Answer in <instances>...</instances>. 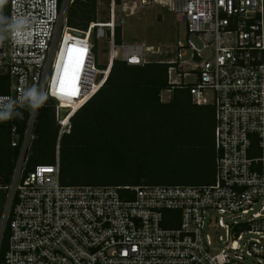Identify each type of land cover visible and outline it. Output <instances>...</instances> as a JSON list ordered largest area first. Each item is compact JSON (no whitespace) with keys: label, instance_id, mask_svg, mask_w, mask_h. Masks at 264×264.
Segmentation results:
<instances>
[{"label":"built area","instance_id":"2783aa9c","mask_svg":"<svg viewBox=\"0 0 264 264\" xmlns=\"http://www.w3.org/2000/svg\"><path fill=\"white\" fill-rule=\"evenodd\" d=\"M158 4L185 23L168 62L171 89H186L197 106L215 110V180L206 185H63L60 143L75 113L104 85L114 60L151 61L154 46L117 43L115 8L107 23L84 30V46L98 69L84 92L81 67L61 91L58 79L75 0H8L0 16L26 17V42H0V75L9 89L0 99L21 106L33 86L56 104L55 160L27 169L39 109L30 108L25 132L13 128L19 157L6 191L0 248L5 264H264V0H131ZM109 42L110 63L97 65V41ZM70 58V57H68ZM77 64L82 62L76 60ZM74 73V72H73ZM193 78L192 82L187 79ZM69 95L71 109L63 94ZM67 96V94H64ZM43 106V105H42ZM14 119V118H13Z\"/></svg>","mask_w":264,"mask_h":264},{"label":"trees","instance_id":"16d2710c","mask_svg":"<svg viewBox=\"0 0 264 264\" xmlns=\"http://www.w3.org/2000/svg\"><path fill=\"white\" fill-rule=\"evenodd\" d=\"M97 11L98 0H75L68 9L70 27L65 34L58 79L64 91L77 79L74 68L81 67L77 80L84 84V92L98 73L82 42L90 35L84 30L97 20ZM115 33L117 43H122L121 25ZM97 66L107 69V66ZM168 67L169 64L157 61L129 65L114 60L104 85L75 113L71 132L61 139L63 185H206L214 182V107L193 104L189 91L181 88H175L170 100L164 101L162 93L171 89ZM8 89L9 78L0 75V93ZM70 99L63 94L66 108L62 112L71 109L67 103ZM17 111L22 113V118L0 121L1 187L10 184L19 157V150L11 144L13 128L17 126L22 136L30 115L29 107ZM56 120V104L47 98L35 123L28 170L54 162L59 134ZM8 239L9 232L0 248V264H5Z\"/></svg>","mask_w":264,"mask_h":264},{"label":"rangeland","instance_id":"374dc122","mask_svg":"<svg viewBox=\"0 0 264 264\" xmlns=\"http://www.w3.org/2000/svg\"><path fill=\"white\" fill-rule=\"evenodd\" d=\"M127 9H122L123 5L118 3L115 8L117 15L116 23L122 26V37L124 42H138L146 46H154L156 53H150V62H168L174 58L175 46L179 38H183L186 34L185 23L179 21L178 16L171 12L168 8L158 4L150 6L138 5L131 0H124ZM98 21L107 23L110 19V0H98ZM109 42L107 39L97 41L96 56L99 65L108 66L110 63ZM194 79H187L192 82ZM171 93L165 91L162 93V99L168 101ZM6 191L0 187V225L5 210V202L3 199Z\"/></svg>","mask_w":264,"mask_h":264},{"label":"clouds","instance_id":"9594fccd","mask_svg":"<svg viewBox=\"0 0 264 264\" xmlns=\"http://www.w3.org/2000/svg\"><path fill=\"white\" fill-rule=\"evenodd\" d=\"M8 2V0H0V9ZM28 20L26 17H14L11 21L0 16V42L8 38V35L17 42L23 43L27 39ZM47 94L33 86L24 90L20 97L21 106L27 105L29 108L39 109L47 100ZM16 101L0 99V121H7L13 118H22V113L15 111Z\"/></svg>","mask_w":264,"mask_h":264},{"label":"snow or ice","instance_id":"6c2138e0","mask_svg":"<svg viewBox=\"0 0 264 264\" xmlns=\"http://www.w3.org/2000/svg\"><path fill=\"white\" fill-rule=\"evenodd\" d=\"M60 90L63 91V88H61ZM64 94H67V95H76L77 94V90L75 88H73L71 91L66 92Z\"/></svg>","mask_w":264,"mask_h":264},{"label":"crops","instance_id":"0c3cea01","mask_svg":"<svg viewBox=\"0 0 264 264\" xmlns=\"http://www.w3.org/2000/svg\"><path fill=\"white\" fill-rule=\"evenodd\" d=\"M164 92H165V91H164ZM164 92H163V93H164ZM168 101H169V100H168ZM0 187H1V186H0Z\"/></svg>","mask_w":264,"mask_h":264}]
</instances>
